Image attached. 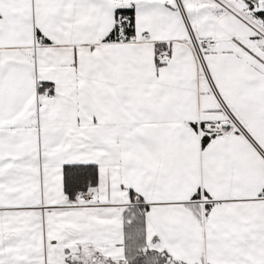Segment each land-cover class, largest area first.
<instances>
[{
  "label": "snow or ice",
  "instance_id": "snow-or-ice-1",
  "mask_svg": "<svg viewBox=\"0 0 264 264\" xmlns=\"http://www.w3.org/2000/svg\"><path fill=\"white\" fill-rule=\"evenodd\" d=\"M0 264H264V0H0Z\"/></svg>",
  "mask_w": 264,
  "mask_h": 264
}]
</instances>
